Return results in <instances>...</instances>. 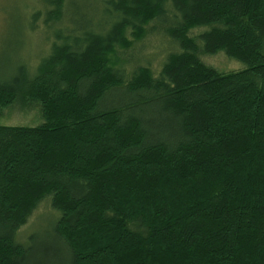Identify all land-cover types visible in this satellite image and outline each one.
Segmentation results:
<instances>
[{
  "label": "trees",
  "instance_id": "16d2710c",
  "mask_svg": "<svg viewBox=\"0 0 264 264\" xmlns=\"http://www.w3.org/2000/svg\"><path fill=\"white\" fill-rule=\"evenodd\" d=\"M45 1L46 55L0 72V109L43 119L0 125V264H264V0ZM154 31L177 47L158 72L120 57Z\"/></svg>",
  "mask_w": 264,
  "mask_h": 264
},
{
  "label": "rangeland",
  "instance_id": "374dc122",
  "mask_svg": "<svg viewBox=\"0 0 264 264\" xmlns=\"http://www.w3.org/2000/svg\"><path fill=\"white\" fill-rule=\"evenodd\" d=\"M86 3L96 5L97 0L79 1L80 6L85 7ZM50 9L51 7L47 6L45 0H0V72L11 74L16 66L23 63L27 64L31 71L35 70L41 58L46 55L50 45L47 39L50 35L45 24L46 12ZM29 17H32L36 26L33 30H27L26 27ZM203 29H194L192 34H197ZM176 48L175 44L166 36L154 31L146 35L143 40L133 43L130 48L120 50L119 55L129 62L151 66L153 71L158 72L168 52ZM203 61L220 71L238 70L244 66L241 61L228 57L224 51L214 55H204ZM120 63H114V66L119 67ZM117 96L118 93L115 92L111 97ZM105 103L108 101L106 100ZM141 110L147 118L157 119L159 117L157 106L154 104L143 106ZM42 120L40 106L36 103L29 105L14 104L0 109V125L33 126L38 125ZM160 134L161 137L165 138L169 136L166 129H163ZM57 215L58 213L51 208L50 203L43 201L28 223L22 227L18 237L20 241H24L28 236L27 243H30L29 238L32 235L36 236L34 242L36 246L35 257L41 253V247L44 248L47 245L57 243L51 234L55 221L54 216ZM49 254L47 259L51 264H53L52 261L59 262V258L65 259L61 253L55 255L51 251Z\"/></svg>",
  "mask_w": 264,
  "mask_h": 264
}]
</instances>
